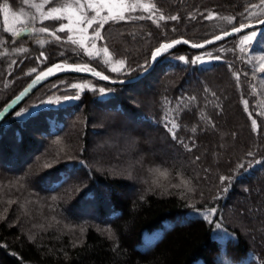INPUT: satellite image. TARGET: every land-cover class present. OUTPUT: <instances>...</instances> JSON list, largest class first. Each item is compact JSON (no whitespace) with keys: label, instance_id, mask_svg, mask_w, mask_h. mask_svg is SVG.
<instances>
[{"label":"trees","instance_id":"16d2710c","mask_svg":"<svg viewBox=\"0 0 264 264\" xmlns=\"http://www.w3.org/2000/svg\"><path fill=\"white\" fill-rule=\"evenodd\" d=\"M149 2L152 19L104 25L98 44L124 62L113 71L68 43L13 36L3 4H25L0 0V112L55 63L134 79L163 43H201L264 17V5L251 7L260 0ZM248 12L256 13L250 23ZM246 33L202 51L179 46L128 85L59 75L8 116L0 124V264H264V71L240 40ZM130 189L138 192L128 199ZM213 209L209 223L203 214Z\"/></svg>","mask_w":264,"mask_h":264},{"label":"snow or ice","instance_id":"6c2138e0","mask_svg":"<svg viewBox=\"0 0 264 264\" xmlns=\"http://www.w3.org/2000/svg\"><path fill=\"white\" fill-rule=\"evenodd\" d=\"M24 4H29V0H23ZM44 4H52V7L48 9L47 12L43 11ZM44 4H32L31 6L36 9V12L40 14L41 22L43 20H48V19H56V20H67V24H61L57 31H65L66 29L69 32H78L81 34V38L79 41L73 40L71 36L68 37L69 40H72V43L76 44L79 43L81 47L84 46V42L86 40L91 39L93 41L92 46L95 47V41L98 39H103L101 35V31L104 28V25L107 24L109 21L112 22H128L131 20H145V19H152V16L155 14L153 11L156 6L155 4L148 5L142 2V0H71V2H63V3H53V0H44ZM261 5H264V0H260V5L253 4L251 5L252 8H257L260 7ZM137 10H140L144 13H148L147 16L145 15H126V14H131L137 12ZM9 4L4 3L3 4V12L7 16L9 13ZM89 12L92 13V15H89ZM14 17L17 16L16 13H12ZM19 15H27L23 10L20 11ZM201 15H204L203 13ZM253 16H256V13L253 12H248L247 15L244 16V20L248 21L249 23L251 22V18ZM205 19H212L213 14L208 13L207 15L204 16ZM160 20H164L165 17L161 15L159 17ZM171 20H178L177 16H171L169 17ZM32 20H36V16H32ZM231 22V20H229ZM258 24H264V17H259L257 19ZM93 25H96L95 28H93ZM248 25L245 23H240L237 25L235 28H233L231 31L232 32H239L242 28L247 27ZM88 29H92L91 35L89 36L88 34ZM10 31V30H9ZM49 29L47 27H40V28H35V27H26V28H21L19 31H13L12 35L19 37L22 33H27V34H32L33 32L36 33H46L48 32ZM51 35H55V32L50 33ZM231 33L226 32L224 35H229ZM256 32L253 31L251 34L246 33L244 36V39H250L252 36H255ZM221 36H217L216 39L219 40L221 39ZM57 40H60V37H56ZM15 43V41H13ZM185 44L189 43L188 41H183ZM212 41L209 40L207 43H211ZM39 43L43 44V41H39ZM173 43H180L179 40L174 41ZM173 43H164L162 44L161 47L157 48L151 58V60L154 62L157 57L161 55V53L165 52L167 49H170L173 46ZM257 43H264L262 41H257ZM191 47L196 48V47H204V44H192ZM19 51H28V49H18ZM107 51V49H105ZM63 54V53H61ZM41 56L44 54L41 53ZM209 55H211L209 53ZM39 59V57L37 58ZM181 61H184L187 63V60L185 57H179ZM200 57L197 56L195 60H199ZM217 60H220L221 57H216ZM195 60H193V63H195ZM121 65H123V60L119 61ZM60 65H56L55 67H50L47 72H44L43 75L46 77L49 74H52L56 71L57 68H59ZM142 67H144L142 65ZM264 70V69H262ZM35 71V69H33ZM113 71H118V69L114 68ZM96 75H99V73H96ZM102 79H108V77H101ZM237 79L239 77L237 76ZM101 93L104 92V89H100ZM23 95V94H22ZM20 97H17V101H19ZM245 106H247V101H244ZM15 107V105H13ZM15 115L20 116L21 113L19 111L15 112ZM3 113H0V118H2ZM166 126H167V120L165 121ZM253 126L256 125V120H252ZM171 127L175 129L177 125L175 123L171 124ZM175 138V136H174ZM191 150V149H189ZM159 172V170H156ZM161 176L167 177L166 172H161ZM215 214V209H213L209 213H205L204 218L208 220L209 223H212V220L209 219L210 216ZM214 227L216 229H221V222L219 219L214 223Z\"/></svg>","mask_w":264,"mask_h":264},{"label":"rangeland","instance_id":"374dc122","mask_svg":"<svg viewBox=\"0 0 264 264\" xmlns=\"http://www.w3.org/2000/svg\"><path fill=\"white\" fill-rule=\"evenodd\" d=\"M63 2H71V0H53V3H56V4H59V3H63ZM145 4H148V5H151V2H149V0L143 2ZM32 4H44V0H29V4H25V7L22 9L27 15H19L20 11H9V13L7 14V16L5 15L4 13V17L2 19V22H3V26L4 28L9 31V32H13V31H19L21 28H26V27H35L37 28L38 24H41L43 22H46V21H54L56 19H48V20H43L41 22V18H40V14L36 12V9L34 7H32L31 5ZM52 7V4H44V8H43V11L44 12H47L49 8ZM12 13H16L17 16L14 17L12 15ZM35 15L36 16V20L33 21L32 20V16ZM89 15H92L91 12H89ZM126 15H130V14H126ZM62 23L61 24H67L68 21L67 20H61ZM60 24V25H61ZM59 25V26H60ZM247 25H250V24H247ZM59 26L54 30V31H48L46 33H36L37 34V37H43V36H46L48 37L49 39H52L53 41L55 42H58L60 43L61 45H65L66 43L74 46L75 48L77 49H82L86 55L90 56V57H93V58H99L102 62H104L110 69H118V71L121 69L122 65L119 63V61L115 60L113 58V56L110 54V52L107 50L105 51V48L101 47L99 44H98V41L96 40L95 41V47L92 46L93 44V41L91 39L89 40H86L84 42V46L81 47V45L79 43H72V40H69L68 37L71 36L73 40H77L79 41L80 38H81V34L78 33V32H69L67 29L63 32L61 31H57V29L59 28ZM94 26V25H93ZM0 27H1V23H0ZM91 30L92 29H88V34L89 36L91 35ZM249 31H255L256 32V35L255 36H252L250 39H244V36L240 39L242 44H245L247 45L248 49L250 50L251 48L253 49V53H252V59L254 61V64H255V67H256V70L258 72H263L264 70V43H257V41H262L264 42V34H262L264 32V28H261V29H253V30H249ZM55 32V35H51L50 33H53ZM248 32V31H247ZM60 33H65V37H63L62 35H60ZM246 33V32H244ZM242 33V34H244ZM35 32H33L32 34H27V33H22L19 37H23V36H26V35H34ZM240 34V35H242ZM251 34V33H250ZM238 35V36H240ZM59 36L60 37V40H57L56 37ZM204 60H201V62H203ZM59 63V62H58ZM65 64H69V63H66V62H63ZM77 75V74H75ZM81 76V75H80ZM91 78V77H90ZM34 79V78H33ZM32 79V80H33ZM31 80V81H32ZM97 80V79H96ZM52 81V80H51ZM50 82V81H49ZM48 82V83H49ZM29 84V83H28ZM47 84V83H46ZM45 84V85H46ZM44 86V85H43ZM42 86V87H43ZM27 87V86H26ZM25 87V88H26ZM41 87V88H42ZM24 88V89H25ZM39 88V89H41ZM259 88H260V92H261V97H260V105H262L261 109L262 111H264V78L260 79L259 80ZM23 89V90H24ZM38 89V90H39ZM220 89V88H219ZM22 90V91H23ZM37 90V91H38ZM21 91V92H22ZM36 91V92H37ZM20 92V93H21ZM35 92V93H36ZM223 92V91H221ZM19 93V94H20ZM34 93V94H35ZM18 94V95H19ZM33 94V95H34ZM225 93H223L224 95ZM17 96V95H16ZM15 96V97H16ZM14 97V98H15ZM31 97V96H30ZM29 97V98H30ZM12 98V99H14ZM28 98V99H29ZM11 99V100H12ZM27 99V100H28ZM10 100V101H11ZM26 100V101H27ZM10 103V102H9ZM37 108L31 110V111H26V112H23L22 113V117H28L32 114H35L37 112ZM133 133V131H132ZM135 133V132H134ZM109 136L111 134H108ZM136 135V134H135ZM108 137V136H107ZM107 137H104L105 139ZM104 138H101V139H104ZM121 142H123V138H121ZM255 143V142H254ZM136 153V152H135ZM153 155L154 157L158 156L160 157V155L158 153H155V152H148V155L147 156H151ZM169 155V154H168ZM162 158H165V157H162ZM164 160V159H163ZM158 162H163L162 159H160ZM137 189H130L129 191L126 192V196L128 199H131L133 197L136 196L137 194ZM69 218H74L72 216H75L74 214H72L71 212H69ZM77 218V217H75ZM252 219L254 218L251 217ZM259 224L262 226L258 231H257V234L260 236H264V220L260 221ZM170 225V222H166L163 226L155 229L153 231V233L149 236L146 237V241L148 242H151V241H154L156 239H158L160 237V235L162 234V231L163 229L166 227V226H169Z\"/></svg>","mask_w":264,"mask_h":264},{"label":"water","instance_id":"95a60500","mask_svg":"<svg viewBox=\"0 0 264 264\" xmlns=\"http://www.w3.org/2000/svg\"><path fill=\"white\" fill-rule=\"evenodd\" d=\"M262 26H264V24L255 23V24H250V25H248L245 28H242L239 32L229 31L228 33H231L229 35H224L225 33L217 35V36H221L222 38L219 39V40L216 39L217 36H215L213 38H210L209 40L212 41L211 43H207V41H209V40L202 42L204 44V47L193 48V47H191V45L193 43L188 41L189 43L185 44L183 42V41H185V39H178L180 41V43H178V44L173 43L174 41L169 42V43H173V46L170 49H167L165 52L161 53V55L159 57H157V59L154 62L151 60L150 61V66L146 70H144L138 77H136L134 79H129V80L114 81V80H111L109 78L108 79H102L101 77H107V76L105 74L99 72V71L92 70L87 65L65 64L63 62L56 63V64L50 66V67H55L56 65H60V67L57 68L54 73L49 74L46 77L43 75V73L47 72L50 67H48L44 71L40 72L39 74H37L34 77V79L27 85V87L19 95H17L14 99H12L10 101V103H8V105L0 112V113H3L2 118H0V123L3 122L8 116H10L17 108H19L39 88H41L43 85H45L46 83H48L49 81H51L52 79H54L55 77H57L59 75H63V74H77V75L91 77V78H94V79H97V80H101V81L110 83L112 85H128V84H132V83L138 82V81L144 79L150 73H152L154 68H155V66H156V64H157V62L164 55H166L167 53H169L170 51H172L173 49H175V48H177L179 46H186V47L190 48L193 51H202V50H205V49H207V48H209V47H211L213 45H216V44H218L220 42H223V41H225V40H227L229 38H232L234 36H238V35H240V34H242L244 32H247V31L253 30V29H257V28H260ZM202 43H198V44H202ZM96 73H99V75H96ZM17 97H20L19 101H17ZM13 105H15V107H13Z\"/></svg>","mask_w":264,"mask_h":264}]
</instances>
